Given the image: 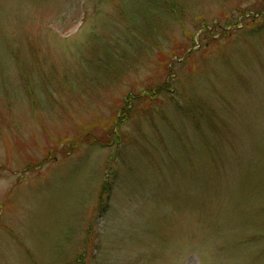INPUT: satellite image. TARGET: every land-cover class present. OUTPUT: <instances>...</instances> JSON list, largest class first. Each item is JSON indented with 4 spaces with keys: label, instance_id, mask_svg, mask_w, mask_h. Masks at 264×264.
<instances>
[{
    "label": "rangeland",
    "instance_id": "374dc122",
    "mask_svg": "<svg viewBox=\"0 0 264 264\" xmlns=\"http://www.w3.org/2000/svg\"><path fill=\"white\" fill-rule=\"evenodd\" d=\"M0 264H264V0H0Z\"/></svg>",
    "mask_w": 264,
    "mask_h": 264
}]
</instances>
